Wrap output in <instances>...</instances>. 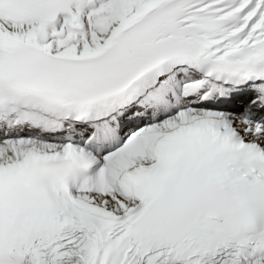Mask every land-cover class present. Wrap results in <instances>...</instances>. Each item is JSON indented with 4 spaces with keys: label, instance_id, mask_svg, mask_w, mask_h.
I'll return each instance as SVG.
<instances>
[{
    "label": "snow or ice",
    "instance_id": "obj_1",
    "mask_svg": "<svg viewBox=\"0 0 264 264\" xmlns=\"http://www.w3.org/2000/svg\"><path fill=\"white\" fill-rule=\"evenodd\" d=\"M0 264H264V0H0Z\"/></svg>",
    "mask_w": 264,
    "mask_h": 264
}]
</instances>
